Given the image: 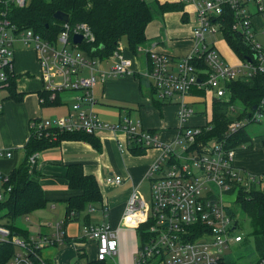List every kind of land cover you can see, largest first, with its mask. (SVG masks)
Returning <instances> with one entry per match:
<instances>
[{
  "label": "built area",
  "instance_id": "obj_1",
  "mask_svg": "<svg viewBox=\"0 0 264 264\" xmlns=\"http://www.w3.org/2000/svg\"><path fill=\"white\" fill-rule=\"evenodd\" d=\"M32 1L0 0V89L7 87L14 78V44L20 42L31 45L36 52L42 90H67L78 94L72 99L63 121L31 120L30 136L42 138L56 131L94 136L109 131L124 136V142L118 143L120 151L132 147L141 150L160 148V155L145 176L150 186L149 217L138 216L146 203L135 190L123 211V217L136 218L139 227L146 225L142 230L144 239L132 264H225V250L243 240L240 234L232 233L237 223L235 214L229 212L231 206L225 200V194L236 191L237 196L238 190L248 191L253 185L264 188V173L252 174L234 164L236 150L246 149V144L230 148L227 139L246 124L264 117V100L248 117L230 122L223 136L217 139L205 137L211 130V120L199 126L187 124L195 113L185 98L195 89L227 103L225 82L264 73V44L257 39L264 30V0H154L159 4L191 5L195 13L192 31L195 46L188 57L174 61L169 54L155 50L154 44L147 48L150 68L142 75L150 79L153 99L161 104L178 106L176 117L180 127L176 137L169 142L159 141L156 134L142 128L139 120L129 116L112 124L101 120L94 109L93 87L98 81L131 74L134 72L132 61L122 54L121 46L108 60L88 57L80 47L93 40L85 24L71 27L68 22H61V30L53 41L31 28L20 27L14 12L28 7ZM229 21L230 29L252 52V57L241 59L235 66L218 54L213 40L216 35L224 36L223 29L229 27ZM255 25L261 27L255 28ZM74 35L82 36L80 43L73 42ZM200 60L206 65L204 69H199L195 63ZM104 61H109L105 67L102 66ZM201 75L204 76L202 80ZM229 110L236 112L233 104L229 105ZM12 155V149L0 148V159ZM36 159L37 154L29 157L30 168L36 164ZM121 180L120 175L105 178L110 184H120ZM11 191L10 174L0 170V203ZM25 219L28 220V216ZM81 234L85 241L96 243L97 262L103 263L117 255L118 239L110 226L83 224ZM63 236L60 222L54 225L51 233L23 237L11 235L0 220V244L10 243L14 247L6 264H48L42 249L62 245ZM256 264H264V256Z\"/></svg>",
  "mask_w": 264,
  "mask_h": 264
},
{
  "label": "crops",
  "instance_id": "obj_2",
  "mask_svg": "<svg viewBox=\"0 0 264 264\" xmlns=\"http://www.w3.org/2000/svg\"><path fill=\"white\" fill-rule=\"evenodd\" d=\"M173 1V0H163ZM192 13V21L189 26L179 25L178 19L182 14ZM195 13L191 5L184 6L181 12H166L161 17V22L151 21L145 29L146 39H154L155 50L167 53L174 61L188 57L195 46L192 31L195 25ZM187 20V18H186ZM167 22L171 24V34L166 31ZM192 24V27H191ZM187 26V28H186ZM161 27L164 28L165 44L162 41ZM188 29V30H187ZM174 37H178L174 39ZM186 38V40H180ZM218 54L228 64L235 66L241 61L236 56L223 37L213 38ZM186 41V42H183ZM122 54L132 61L133 71L119 79L108 78L98 81L93 87V96L96 100L94 109L102 121L117 123L123 117L129 116L133 120H139L141 127L156 134L159 141H172L179 130V122L176 117L177 106L174 103L158 104L153 99L149 81L145 80L142 73L149 69L148 58L141 54L133 56L126 47ZM145 53L147 51H144ZM37 59L36 52L31 51ZM16 55V54H15ZM37 75L35 82L31 84L28 64H24L21 53H17L14 60V78L12 87L8 85L7 96L2 97V110L0 112V148L12 149L13 155L8 159H0V170L10 174L24 160V146L30 137V121L41 119L48 121L45 114H50L53 109H63L61 115H54L52 120L63 121L69 111L72 99L78 92L59 90L46 92L42 90V78L38 59ZM110 61V60H109ZM109 61H104L102 66H107ZM144 85L140 87V82ZM12 88V91L10 90ZM202 91L193 89L187 95L185 101L194 115L190 116L187 124L191 126L203 125L213 118V103L215 98ZM18 97H14L13 95ZM204 105L203 112H198L195 107ZM209 104V108H207ZM45 115V116H44ZM5 131V135L2 133ZM122 134H113L109 131H101L93 136L92 140L83 138H71L59 141L56 145L36 152L35 174L32 176L43 191L47 204L44 208L37 209L25 218L27 226L21 228L26 235L38 233H51L57 222H60L64 234V242L57 247H49L46 252L48 264H105L95 260L96 243L85 241L80 236L83 224H105L115 232L118 239L117 263L132 264L133 258L140 244V227L134 217H123L126 202L135 190L146 181V173L153 162L161 153L158 147L141 150L139 153L133 150L120 151L118 143L124 142ZM234 164L237 168L252 174L264 173V140L255 139L253 148L236 150ZM70 165L79 166L85 175H92L99 187L102 200L94 206H88L82 211L78 219L66 221V202L79 194V190L72 189L67 176ZM108 175H120V184L105 182ZM149 183V182H148ZM99 212L100 220L91 221L94 211ZM95 212V213H96ZM94 213V214H95ZM91 247L94 256L88 257L86 249ZM92 254V253H91ZM86 258V260H85Z\"/></svg>",
  "mask_w": 264,
  "mask_h": 264
},
{
  "label": "trees",
  "instance_id": "obj_3",
  "mask_svg": "<svg viewBox=\"0 0 264 264\" xmlns=\"http://www.w3.org/2000/svg\"><path fill=\"white\" fill-rule=\"evenodd\" d=\"M152 3L155 4V9L146 0H33L28 7L16 10L14 15L20 27L31 28L35 33L53 41L62 27V23L56 20L53 14L57 11L66 13L71 27L85 24L93 38L82 43L81 50L85 51L88 57L103 61L108 60L113 52L118 50L122 41L126 43L125 50L133 56H137L141 51H147L145 29L153 20L155 10L162 15L172 11L182 12L184 9V5L179 3L159 4L155 1ZM186 18V13H183L181 19L186 21ZM223 34L226 43L238 58L244 60L252 57V52L248 51L240 36L230 29V21L229 27L227 25L223 29ZM195 63L199 69L206 67L202 60ZM199 78L202 80L204 76L201 75ZM11 83L12 81L9 85ZM224 86L229 101L226 103L215 100L211 130L205 137L217 139L222 137L230 122L248 117L264 100V73L246 79L228 81ZM10 90L12 91V88ZM200 94L202 95V92ZM235 101L242 105V110L231 113L229 105ZM79 137L92 140L93 135L56 131L42 138L32 135L29 137L24 146L23 162L10 173L12 191L8 198L0 203V220H3V225L11 231V235L27 237L25 231L14 226V220L19 217L25 218L47 204L40 184L32 178L35 169L34 166L30 168L29 157L56 145L61 140ZM246 141L247 136L242 129L227 139L230 148L245 144ZM132 150L135 153L141 151L134 147ZM67 176L70 187L79 190L80 193L67 200L66 221L71 220L69 219L71 216L74 220L78 219L80 213L88 206L98 205L102 200L95 178L92 175H85L79 166L70 165ZM235 200L238 208L250 220L255 250L264 256V188L253 185L248 191L238 190ZM229 212L234 215V211L229 210ZM145 226L142 225L139 230L140 242L144 239L142 230ZM243 240L246 241L244 238ZM13 253L14 247L10 243L0 244V264H6ZM225 262V264H234L230 257H226Z\"/></svg>",
  "mask_w": 264,
  "mask_h": 264
},
{
  "label": "rangeland",
  "instance_id": "obj_4",
  "mask_svg": "<svg viewBox=\"0 0 264 264\" xmlns=\"http://www.w3.org/2000/svg\"><path fill=\"white\" fill-rule=\"evenodd\" d=\"M152 1H154V0H148L147 2L149 3V5L151 7H153L155 9V7H154L155 4H153ZM163 15L164 14H162V15L158 14L157 10H155L154 18L152 21L161 22V17ZM177 21H178L179 25L185 24V25L189 26V24L191 22H193L192 21V13L188 14L186 22H182L179 19ZM257 22H258V20H257ZM258 23L260 24V21ZM187 26H186V28H187ZM256 26H260V25H255V28H256ZM191 27H192V24H191ZM160 30H161L162 41L165 42L166 39H165V35H164V33H165L164 28L161 27ZM166 31L171 34V24L168 22H167ZM216 36H218V38H219V35H216ZM176 38H178V37H174V39H176ZM257 39L262 44H264V30L263 29L259 33V36L257 37ZM180 40H186V38H180ZM154 41H155L154 39L149 37V39H147V42L145 43V47L152 45L154 43ZM167 41L165 42V44H167ZM183 42H186V41H183ZM121 43H122V46L125 48L126 47L125 41H122ZM14 51H15L16 55H17V53H21V55L23 57L24 64H28L30 66V68L28 69L29 75L27 77H30L28 79L29 80L31 79V84L34 83L35 82L34 79L37 75L38 65H37V61H36L37 59L35 58V55H33L31 53V51H33L32 46L31 45H24V44L18 42V43L14 44ZM141 53L143 55H145L149 61V56H148L147 52L146 53L144 51L139 52V54H141ZM149 68H150V61H149ZM131 69L133 70V68H131ZM119 78H121V77H116L115 79H119ZM144 78H145V80L149 81V88H150V90H152L150 79H148L146 77H144ZM143 85H144V83L140 82V87H142ZM7 92L8 91H6V90L0 89V102L3 101V100H1L2 97L7 96ZM233 105L236 108V113L239 112L240 110H242V105L238 101H235L233 103ZM208 106H209V104H207V108H209ZM195 109H197L198 112H203L204 105L199 104L195 107ZM177 111H178V106H177ZM50 112H51L50 114H45L47 116H45V115L44 116H45V118L47 117V118H49L50 121H52V119H50L54 116L52 114L57 113V115H61L64 113V110L63 109H53ZM242 130L244 131V134H246V136H247V141L245 142L247 148L248 149L253 148V142L255 141V139L261 138L262 140H264V117L262 119H260L258 122H252V123L246 124ZM2 133L5 135L6 132L2 131ZM149 191H150V186H149L148 181L146 180L143 182V184H141V186L138 189L139 197L141 199H143L146 203L145 208L138 213V216L140 218L149 217L150 205H151V198H150ZM224 198L226 201H228L230 203L231 210L234 211V214H235V221H236L237 225H236V228L234 229V231H232V233L233 234H235V233L240 234L246 240V241L243 240V242H241L239 244H234V245L230 246L229 248H227L225 250L226 256L230 257V260L233 261L234 264H256V262L261 257V255L255 250L254 242H253L252 235H251L250 220L243 214V212L238 208V205L236 204V200H235L236 199V191L225 194ZM92 212L95 213L96 210H94ZM94 213H93V215H91V221H93V222L99 221L101 219L100 218L101 215L98 214L99 212H96L95 214ZM14 226L17 228H26L27 223H26V221H24V219L22 217H19V218L14 220ZM80 236L82 237V234H80ZM48 248L49 247H45L44 249H42V254L44 257H46V252L48 251ZM91 250H92L91 247H88L86 249L89 258L94 256L93 251H91ZM85 260H86V258H85ZM117 262H118L117 256H115L113 259L108 258L105 261V264H116Z\"/></svg>",
  "mask_w": 264,
  "mask_h": 264
},
{
  "label": "water",
  "instance_id": "obj_5",
  "mask_svg": "<svg viewBox=\"0 0 264 264\" xmlns=\"http://www.w3.org/2000/svg\"><path fill=\"white\" fill-rule=\"evenodd\" d=\"M53 17H54L56 20H58V21H60V22H64V23L68 22V20H69V16H68L66 13H63V12H60V11L55 12V13L53 14ZM81 40H82V36H80V35H74V36H73V42H74V43H76V44H77V43H80ZM254 107H255V106H254ZM232 229H234V227H233Z\"/></svg>",
  "mask_w": 264,
  "mask_h": 264
}]
</instances>
